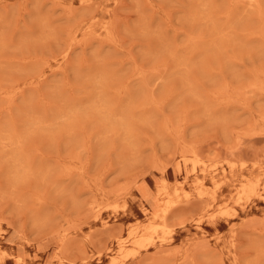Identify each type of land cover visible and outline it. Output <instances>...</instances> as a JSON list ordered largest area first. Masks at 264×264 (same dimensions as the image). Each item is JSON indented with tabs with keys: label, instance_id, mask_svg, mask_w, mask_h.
Segmentation results:
<instances>
[{
	"label": "rangeland",
	"instance_id": "obj_1",
	"mask_svg": "<svg viewBox=\"0 0 264 264\" xmlns=\"http://www.w3.org/2000/svg\"><path fill=\"white\" fill-rule=\"evenodd\" d=\"M263 174L264 0H0V264H264Z\"/></svg>",
	"mask_w": 264,
	"mask_h": 264
},
{
	"label": "bare ground",
	"instance_id": "obj_2",
	"mask_svg": "<svg viewBox=\"0 0 264 264\" xmlns=\"http://www.w3.org/2000/svg\"><path fill=\"white\" fill-rule=\"evenodd\" d=\"M231 165H232V164H231ZM240 166H242V165H240ZM224 168H225V167H224ZM263 175H264V174H263ZM221 181H222V180H221ZM175 191H176V190H175ZM175 191H174V192H175ZM177 191H178V190H177ZM175 193H176V192H175ZM240 200H241V199H240ZM172 203H173V202H172ZM172 203H171V204H172ZM169 204H170V203H169ZM225 211H226V210H225ZM164 222H165V221H164ZM161 230H162V229H161ZM168 233H169V232H168ZM168 233H167V234H168ZM151 238H152V237H151ZM151 238H150V240H151ZM162 238H163V237H162ZM162 238H161V239H162ZM159 239H160V238H159ZM164 239H165V238H164ZM142 242H143V241H142ZM139 244H140V243H139ZM137 245H138V244H137ZM141 245H142V244H140V246H141ZM147 245H148V243H147ZM120 251H121V250H120Z\"/></svg>",
	"mask_w": 264,
	"mask_h": 264
}]
</instances>
